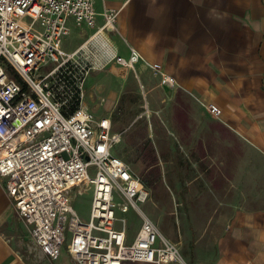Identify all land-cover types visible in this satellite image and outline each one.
I'll return each instance as SVG.
<instances>
[{"label": "crops", "instance_id": "0c3cea01", "mask_svg": "<svg viewBox=\"0 0 264 264\" xmlns=\"http://www.w3.org/2000/svg\"><path fill=\"white\" fill-rule=\"evenodd\" d=\"M105 8L119 10L116 30L98 32ZM95 10V26H77L69 19L70 28H81L83 35L75 47L66 49L63 41L62 48L73 52L86 44L84 55L93 65L90 75L94 72L113 86L103 115L96 110L105 95L85 90L90 102L84 106L96 118L111 120L113 131L121 135L114 147L119 157L117 147L125 133L114 129L109 112L126 107L122 102L131 83L144 101L133 124L164 114L169 136L158 133L156 120H149L148 137L164 164V183L146 201L153 221L180 245L186 264H264V0H97ZM131 48L146 61L161 64L177 86L162 85L160 74L142 60L135 72L109 60L115 54L129 57ZM97 99L101 102L93 105ZM176 101L187 113L181 120L175 117ZM211 103L221 109L219 118L206 109ZM171 107L176 110L168 114ZM179 122L181 135L175 130ZM186 128L191 135L185 136ZM211 160L217 165L211 164L213 172L205 166ZM213 177H224V183L218 185ZM225 192L241 194L240 203L226 200L223 209L213 194ZM182 193L186 200L179 199ZM4 195L13 213L16 209ZM163 207L175 210L176 216L160 217ZM179 208L187 210L185 216H178ZM3 212L0 208V264H76L64 246L56 259L48 258L34 245L31 227L18 212L10 230L5 229ZM128 212L117 210V226L125 227L132 243L143 218L134 235L128 229Z\"/></svg>", "mask_w": 264, "mask_h": 264}, {"label": "built area", "instance_id": "2783aa9c", "mask_svg": "<svg viewBox=\"0 0 264 264\" xmlns=\"http://www.w3.org/2000/svg\"><path fill=\"white\" fill-rule=\"evenodd\" d=\"M96 1L0 0V178L31 227L34 245L50 259L70 235L67 250L76 264H186L141 208L150 192L114 153L121 135L109 118H96L83 104L93 68L86 44L73 52L62 48L70 18L77 26L96 25ZM118 13L105 8L98 32L116 30ZM109 60L133 69L142 60L160 74L162 85L177 86L161 64L146 61L134 48L129 57L115 54ZM206 109L221 116L216 104ZM89 188L93 198L85 221L72 199L75 191ZM131 208L143 223L128 243L125 227L117 226V210Z\"/></svg>", "mask_w": 264, "mask_h": 264}, {"label": "rangeland", "instance_id": "374dc122", "mask_svg": "<svg viewBox=\"0 0 264 264\" xmlns=\"http://www.w3.org/2000/svg\"><path fill=\"white\" fill-rule=\"evenodd\" d=\"M27 21L30 22V19H27ZM82 32H83V30L81 28L73 26L70 33L64 38V40H63L64 45L63 46L66 49H71V48L75 47L78 44L81 35H83ZM106 69H107V67H106ZM106 71H108V70H106ZM132 72H135V69H133ZM131 84L132 85L128 87V90L125 93L126 94V97L124 99L125 101L122 102V100H121V102L123 104H125L124 106H126V107H121L118 105L114 109H112L109 112V114H110V117L112 118L114 129L116 131H123L125 133L122 143L120 145H118V147H117V154H119L131 166L132 170L136 174H138L139 176L142 177L146 187L148 188V190L151 194L150 199L152 198V200H153V190L157 191L161 187V185L164 183V182H162L163 178L161 175L162 171L164 169V164L162 165L161 162L158 160L157 151L154 149L153 143H152L151 139L148 137L149 120H151V119L156 120V124H158V126H159L158 133H161L162 136H169L170 132L166 128V125H165L166 119L164 117V114H160V113L151 114L150 119L146 118L145 120H141L140 122L133 124V122L135 120V116L140 111L139 105H142L144 101H143V96H140L138 91L136 90V86L133 83H131ZM112 87L113 86L110 85L107 80H103L101 78H98L97 74L94 72L90 75L89 80H87L86 87L84 86V91L86 90V92H93L96 95H105L107 97L105 102H102L96 110L97 113L100 115H103V110L106 109V107L108 106L109 99L112 97V93H113ZM85 95L86 94L84 93L83 104L85 102L86 103L90 102L89 96L85 100ZM179 101H181L180 98H179ZM100 102L101 101H99L97 99L96 101L94 100L92 102V104L97 105ZM178 105H180V102L176 101L175 106H178ZM173 109L176 110V107H171L170 113H168V114H171V111ZM90 111L93 113V115L97 116L92 111V109ZM106 113L107 112H105V114ZM182 115L187 117V113L182 112L181 107L178 106L177 110L175 111V117H177L179 120H181ZM144 122H147V124ZM177 126L178 127L175 130L178 131L181 135V132H182L181 123L179 122ZM209 130H211V132H212L211 128H209ZM209 130H206V132L209 133ZM214 131L215 130H213V132ZM213 132H212V134H213ZM191 133H192L191 130H189L188 128L185 129V136H189V135H191ZM178 147H179V149H181L180 144H178ZM212 150H213V145H209L207 148V151L210 152ZM212 163L216 165V161H214V160L213 161L212 160L211 161H205V166H206V169L210 168V170H212V172H213V169L215 168V166L211 165ZM177 164H179V163H177ZM213 178H215L216 182L218 181V183H217L218 185L221 183H224L223 182L224 177H213ZM4 185H5L4 179H1L0 180V208H2V210L4 209V211H5V212H3V214L4 213L7 214L6 215V217H7L6 223L4 225V228L10 230L11 224L16 221L15 215H16L17 211H14L12 213L6 207L7 201H6L5 195H4V191L6 192ZM215 195H218V197H216ZM240 195L241 194L235 195V194H231L228 192L221 193V194H213V200L214 199L220 200L221 204L223 205V209H226L225 201L227 200L226 204H228L229 202H233L236 205L237 203H240ZM7 196H9L8 193H7ZM186 196L187 195L185 193L184 194L182 193L181 195H179V199L180 200H182V199L186 200V198H185ZM8 198L10 200V197H8ZM92 198H93L92 188L86 189L82 193H78L77 191H75L73 194L72 206L77 211V213L80 215V217L85 221L88 220L90 217ZM141 208L153 220V216H150L152 214V209L148 205V203H146V202L142 203ZM164 208L165 207H163L160 210V213H159L160 217H162L164 215L163 216L164 219L166 220V218H167V220H169L171 216H174V217L176 216V215H173L174 214L173 211H175V210L164 209ZM224 211H227V210H224ZM185 212H187L186 209L179 208L178 216H185ZM126 217L128 218V221H129L128 229H130V231H132L133 234L135 235L139 230L140 222L142 221L141 220L142 216L136 210L131 208L129 210V212L126 214ZM161 233L171 243H173L175 246H177L179 248L180 253L183 257L184 254L181 252L180 245L177 242L171 240L169 237H167L165 235V233H163L162 231H161ZM69 241H70V235H67V242L64 245L65 249H67V244L69 243ZM183 259H184V257H183Z\"/></svg>", "mask_w": 264, "mask_h": 264}, {"label": "trees", "instance_id": "16d2710c", "mask_svg": "<svg viewBox=\"0 0 264 264\" xmlns=\"http://www.w3.org/2000/svg\"><path fill=\"white\" fill-rule=\"evenodd\" d=\"M17 78L20 79L18 76H17ZM141 180H142L143 185L146 187V185H145L144 180L142 179V177H141Z\"/></svg>", "mask_w": 264, "mask_h": 264}]
</instances>
